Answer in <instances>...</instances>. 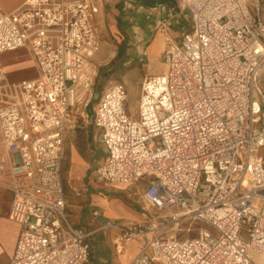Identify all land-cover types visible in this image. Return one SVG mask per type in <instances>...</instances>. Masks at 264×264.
Returning a JSON list of instances; mask_svg holds the SVG:
<instances>
[{
  "label": "built area",
  "instance_id": "1",
  "mask_svg": "<svg viewBox=\"0 0 264 264\" xmlns=\"http://www.w3.org/2000/svg\"><path fill=\"white\" fill-rule=\"evenodd\" d=\"M243 1L180 0L190 27L164 50L165 73L142 79L138 117L127 114L119 82L104 85L92 105L105 152L93 177H145L144 203L157 213L147 223H104L125 240L152 234L129 264H254L248 249L264 261V161L256 153L264 148V0H254L251 18ZM95 11L93 0L0 6V54L24 49L36 70L11 82L0 60V185L19 225L8 264L88 260L89 232L65 214L62 166L67 132L90 102ZM185 220L215 234L201 228L178 238Z\"/></svg>",
  "mask_w": 264,
  "mask_h": 264
},
{
  "label": "crops",
  "instance_id": "2",
  "mask_svg": "<svg viewBox=\"0 0 264 264\" xmlns=\"http://www.w3.org/2000/svg\"><path fill=\"white\" fill-rule=\"evenodd\" d=\"M180 0H175L174 6L159 5L144 10L142 7H136L140 14H145L146 22L143 26L137 23V17L130 25L132 47L126 52L125 58L130 61L141 57V63L146 62V52L149 48L156 51L157 54H163L164 50L174 42L168 33L167 22L170 18H183L186 22V29H189V16L186 12L178 9ZM24 0H0V6L8 12L17 10ZM119 0H93L96 11L93 14L96 23V15L100 10H108L111 17L118 15L117 4ZM132 6V5H131ZM130 7L125 3L124 9ZM133 7V6H132ZM116 18V17H115ZM150 19V20H149ZM111 24V23H110ZM112 25H114L112 23ZM183 36V35H182ZM182 38V37H181ZM0 60L6 73L8 81L15 82L22 79L33 78L36 75L33 60L24 49L3 52L0 54ZM160 74L146 72V66L143 71L142 79L146 76H155ZM95 130V131H93ZM90 133V143L94 137L100 136L98 131L92 126ZM73 143L72 153L69 164L64 170L65 157L62 166V177L64 191L67 197V206L71 212L72 222L79 225L80 220L84 225L81 228L89 232L87 237L89 243V257L85 264H129L134 256L143 248L152 237L150 233L141 234L135 238L125 240L120 232L112 227H103L107 220L117 221L119 223H147L157 213L147 207L144 203L143 192L147 185L145 177L129 183L105 184L98 181L100 189L97 190L91 183L94 177L85 178V174L80 175L79 179L75 172L80 169L83 163V154ZM88 142L84 144L87 147ZM99 157L97 163H100L105 156ZM96 163V164H97ZM95 164V165H96ZM77 174V173H76ZM95 190L97 193L93 194ZM93 195V200L91 196ZM11 201L10 192L0 185V264H8L12 258L15 243L19 233V225L8 217V209ZM89 202L94 206L92 210H97L98 215L90 214V217L84 215L80 217L81 211L85 208V203ZM98 207H101L102 211ZM94 217H100L96 220Z\"/></svg>",
  "mask_w": 264,
  "mask_h": 264
},
{
  "label": "rangeland",
  "instance_id": "3",
  "mask_svg": "<svg viewBox=\"0 0 264 264\" xmlns=\"http://www.w3.org/2000/svg\"><path fill=\"white\" fill-rule=\"evenodd\" d=\"M243 6L247 11V16L251 18L254 15V0H244ZM117 12L118 15L114 16V18L111 17L109 11L106 9H99L97 12L95 24L99 33V45L97 51L91 58L93 61L92 67L95 71V76L93 78V85L89 91V94H91L90 102L84 107L83 105H80V117L77 119L74 127L67 132L65 140L64 157L66 162L64 170L69 164L73 143H76L75 145L78 147L77 149L83 154V163L81 164L80 169L75 172V175L78 179L82 174H85V178L91 179L93 177L95 164L97 163L99 157L103 155L102 148L104 147L103 144L99 142L98 136L94 137V141L92 143L89 142L85 148L83 140L86 130L92 129V105L95 103L98 93L102 87L112 81L122 83L127 90L125 110L131 117H138L140 84L144 70L140 69L139 64H141V62L137 61V59L128 61L125 56L126 52L132 47L130 43V38L132 35L130 25L133 23L134 18L137 17V23L140 26H143L146 22L145 14H140V12L137 11V8L132 6L123 9L122 12H119L118 10ZM117 18L121 19V28H119L117 25ZM168 21V33L174 42L180 43L183 32L186 29V22L181 17L170 18ZM112 23L114 25H112ZM118 49H120L122 53L118 54ZM144 66H146V72L148 73L164 74L166 71V64L163 61V54H157L156 51L151 48H149L146 52V62L144 63ZM114 67L115 71L113 73L107 74V71ZM121 67L122 70H120ZM261 84L264 87L263 76H261ZM83 94H85V92H82V95ZM256 153L260 155L264 161V148H259ZM91 183L92 185L95 184L94 186L97 190L100 189V184H98L96 179H91ZM92 193L96 194L97 192L93 190ZM91 199L93 200V195L91 196ZM93 207L94 206L90 205V203L87 201L85 203V208L80 213V217L84 215L90 217ZM98 208L100 211L103 209H101V207ZM68 210L69 207L66 209L65 214L74 226L81 227L79 225H84L82 220H80L79 225L72 222V217L70 215L71 212ZM94 218H96V220L100 219V217ZM186 228H188V231L185 230ZM201 228L208 229L213 234H215L213 229L207 224L201 223L200 221L185 220L180 223V229L177 232V237H193ZM247 255L254 264H264L261 256H259L252 249L247 250Z\"/></svg>",
  "mask_w": 264,
  "mask_h": 264
},
{
  "label": "trees",
  "instance_id": "4",
  "mask_svg": "<svg viewBox=\"0 0 264 264\" xmlns=\"http://www.w3.org/2000/svg\"><path fill=\"white\" fill-rule=\"evenodd\" d=\"M125 3L132 5L133 7H142L144 10H148L152 7H156L159 5H164V6H174L175 5V0H119L117 4V10L119 12L123 11V7H125ZM118 21V27L121 28L122 22L120 18H117ZM121 23V24H120ZM122 53L120 49H118V54ZM140 69L144 70L145 66L143 63L139 64ZM122 70V67L120 68ZM115 71V67L111 68L110 70L107 71V74L113 73ZM90 136L91 134L88 132L85 134V137L83 138L84 144L86 142H90Z\"/></svg>",
  "mask_w": 264,
  "mask_h": 264
},
{
  "label": "bare ground",
  "instance_id": "5",
  "mask_svg": "<svg viewBox=\"0 0 264 264\" xmlns=\"http://www.w3.org/2000/svg\"><path fill=\"white\" fill-rule=\"evenodd\" d=\"M113 50H114V48H113ZM114 52V51H113ZM113 55V54H112ZM112 57V56H111ZM107 59V58H106Z\"/></svg>",
  "mask_w": 264,
  "mask_h": 264
}]
</instances>
